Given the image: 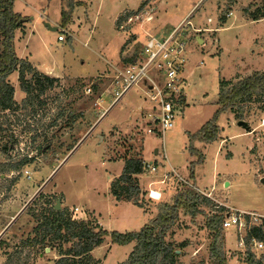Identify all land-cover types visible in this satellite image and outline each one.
<instances>
[{"label":"rangeland","instance_id":"374dc122","mask_svg":"<svg viewBox=\"0 0 264 264\" xmlns=\"http://www.w3.org/2000/svg\"><path fill=\"white\" fill-rule=\"evenodd\" d=\"M137 2L75 0V6L83 8L76 12L74 6L63 27V1H14L13 10L28 18L27 31L14 33L17 56H29L41 73L53 71L49 75H58V80L41 96L45 99L43 105L17 110L15 114L19 120L13 129L19 141L14 158L28 154L34 159L18 172L8 174L15 177L13 184L0 179V264H14L17 246L27 235H34L39 214L57 200L60 205L65 203L60 209L69 215L75 206L94 210L77 214L92 225L99 226L97 215L106 230H139L141 212L127 202L119 203L115 210V201L108 193L112 176L121 171L117 160L128 155L140 157L143 138L145 157L147 161L156 160L157 167L136 176L144 184L140 199L149 213L147 223L162 204H172L182 190L192 189L206 197L197 204L199 212L195 216L180 207L166 235V241L179 254L177 264H214L209 252L211 234L205 226L207 216H224L233 209L264 213V186L260 182L264 176V96L242 104V118H236L233 110L222 112L216 120L218 133L214 141L199 143L198 139H190L217 108L221 80L234 81L264 70V0ZM125 15L128 16L123 18ZM181 19H189L199 29L190 31L191 52L185 64L189 68V106L176 118L174 127L161 136L145 130L143 105H149V99L142 101V90L139 95L134 87L112 107L110 103L126 90L115 81L118 70L136 58L148 36L165 33L173 27L169 22ZM60 33L65 35L63 41L57 40ZM8 81L14 86V99L20 103L25 93L20 88L18 72H12ZM120 90L122 93L116 97ZM31 107L35 108L34 114L29 113ZM129 110L136 124L123 131L118 126L129 125ZM239 120L245 122L243 128L236 125ZM24 121L30 123L32 130H23ZM38 144L42 145L41 151L35 149ZM190 144L196 149L195 154L189 152ZM155 148L159 150L157 154ZM218 153L222 158H231L233 153L235 157L223 160ZM3 159L0 154V161ZM216 172L219 174L214 176ZM151 186L153 189H149ZM151 190L158 191L159 198L151 197ZM226 230L221 228L226 264H247L246 250L237 248L235 231L231 232L234 243L227 244ZM106 238L93 252L95 264L125 260L130 245L110 247L108 243L112 242L109 236ZM130 243L134 246V242ZM62 245L64 251L72 247V243ZM54 246L52 250L58 252L56 242ZM28 249L20 254L24 264H52L56 258L48 250L40 251L45 260L38 259L35 250L28 257Z\"/></svg>","mask_w":264,"mask_h":264},{"label":"trees","instance_id":"16d2710c","mask_svg":"<svg viewBox=\"0 0 264 264\" xmlns=\"http://www.w3.org/2000/svg\"><path fill=\"white\" fill-rule=\"evenodd\" d=\"M14 1L0 0V154L4 157L0 161V179L8 180L11 184L15 181V177H8V174L18 172L24 165L32 163L34 159L28 154H21V157L14 158L13 151L19 141V137L13 129L14 124L19 120L15 115L16 111L27 109L30 106L43 105L45 99L41 96L58 80V77L41 73L28 59L17 56L14 46V31L21 27L28 18L13 10ZM61 1L65 3V7L61 8L60 23L65 27L75 6V0ZM127 16L125 15L123 18ZM258 18L253 17L254 20ZM119 20H117V24H119ZM14 71L18 72L19 85L25 93L20 103L14 99V86L8 81V76ZM255 96H264V70L253 71L235 81L221 80L215 101L217 108L212 117L203 123L197 132L190 135L191 141L195 139L205 143L214 141L218 133L217 117L222 112L233 110L236 118H242L243 108L241 105L252 101ZM34 112L35 108L31 107L29 113L34 114ZM23 124V130H32L30 123L24 121ZM4 137L6 139L3 142ZM35 149L41 151L42 145L38 144ZM189 152L191 154L196 152L191 144ZM144 162L141 156L130 155L124 158L120 175L110 182V192L117 200H127L142 206L140 197L144 192L139 186L136 175L146 169ZM190 174L193 176L192 171ZM203 199L205 200L206 197L200 196L192 189L182 190L175 196L172 204H162L157 215L139 230L125 232L108 231L102 226L92 225L91 222L84 219L72 218L71 214L69 215L63 209H55L54 205H50L39 214V219L37 218V224L33 229L34 235L21 241L15 255L21 254L27 247L38 245L47 234H51V241L57 242L60 247L62 244L72 243L70 250L65 249L64 251V248H60L64 256L56 259L55 264H95L89 252L94 246L103 242L105 236H109L112 243L119 245L134 242L127 258L117 264H175V258L179 254L176 252V248L166 241V235L174 225L180 207L186 208L191 216H195L199 212L197 204ZM222 219L223 215L216 213L207 216L205 221V226L211 234L209 252L214 264H226L227 262L222 249ZM250 235L264 239L261 228L257 226L251 228ZM247 264H264V255L257 259L248 252Z\"/></svg>","mask_w":264,"mask_h":264},{"label":"built area","instance_id":"2783aa9c","mask_svg":"<svg viewBox=\"0 0 264 264\" xmlns=\"http://www.w3.org/2000/svg\"><path fill=\"white\" fill-rule=\"evenodd\" d=\"M197 30L189 19H184L163 34L148 36L136 58L126 63L115 76L116 83L124 88L146 84L141 89L147 99L153 102L149 113L150 125L145 128L147 132L160 133L162 136L174 127L176 118L184 109L185 53L190 31ZM64 38L63 33L57 35L59 41ZM121 90L115 93L116 97L122 93ZM144 161L147 170L156 169L154 161ZM70 212L72 218L80 219L77 214L84 213V210L75 206ZM262 217L258 213L233 209L223 216L221 228H233L237 248L259 259L264 255V239L251 236L250 232L253 226H257L261 228V234H264Z\"/></svg>","mask_w":264,"mask_h":264},{"label":"crops","instance_id":"0c3cea01","mask_svg":"<svg viewBox=\"0 0 264 264\" xmlns=\"http://www.w3.org/2000/svg\"><path fill=\"white\" fill-rule=\"evenodd\" d=\"M78 1V0H77ZM140 1L141 0H138V2L137 3H140ZM81 8H83L82 7V5H78V6H75V8H74V11L76 10V12H77V10L78 9H81ZM16 12V11H15ZM21 14V13H20ZM22 15V14H21ZM23 16H26V15H23ZM116 16V15H115ZM181 21H183L182 19L179 21V22H169V24L171 25V26H174V25H177V24H179ZM26 26V27H25ZM193 27H195L194 25H193ZM26 28H27V25H26V21L25 22H23L22 23V26L21 27H19V28H16L15 29V31H14V33L15 34H17V32H18V35L22 32L21 30H23L24 32H26L27 30H26ZM196 28V27H195ZM57 37V36H56ZM59 41V40H58ZM61 41H63V40H61ZM190 43H192V41H189V43H188V45H187V47H186V53H185V55H186V61H185V64H186V62H187V60H188V54L191 52V49L189 48V45H190ZM28 57L29 56H27V55H25V54H23V56L21 57V58H26V59H28ZM29 60V59H28ZM29 62H31V64L33 65V66H35L37 69H38V67L34 64V62L33 61H30L29 60ZM185 64H184V71H183V77H184V79H185V88H184V92H185V97H184V109H185V107L186 106H189V102L187 101V92H186V90H187V88L189 87V85H190V82L188 81V78H187V76H186V74H187V72L189 71L188 69L189 68H187V67H185ZM186 68H187V70H186ZM38 70H40V69H38ZM65 70V69H64ZM52 72V73H51ZM53 74V71H48V73L47 74ZM54 76H58V75H54ZM241 78V77H240ZM234 81H235V79H234ZM137 88V92H138V94L140 95V91L139 90H142L141 89V87H139V86H137V85H133V86H130V87H128V88H126V90L120 95V97H119V99L118 100H114V101H112V103H110V107H112L113 105H115L123 96H125L126 95V93L128 92V91H130L132 88ZM143 92V91H142ZM144 94V93H143ZM139 95H138V97H139ZM142 99V101L144 100V101H147L148 99H147V97L145 96V94H144V97H142L141 98ZM145 99H147V100H145ZM138 101V100H137ZM141 101V100H140ZM141 101V102H142ZM148 102V101H147ZM140 104L141 103H139L138 104V106H140ZM151 104V106L149 107V105ZM149 105H143V107H144V113H143V116H144V120H145V123H144V126L145 127H147V126H149V125H147L146 124V121H150V115H149V113H150V111H151V107H152V105H153V102L152 101H150L149 100ZM150 108V110H148L147 108ZM134 107H131L130 109L132 110ZM184 109H183V111H184ZM131 110H129L127 113H128V118L130 119V123H129V125L127 126V125H125L126 127H124V128H122V127H120V126H118V128L120 129L121 128V130L123 129V131H126V130H128V129H131V128H133L132 127V124L136 121V119H135V121H134V116L132 117V115H130V112H131ZM183 111H182V113H183ZM141 117V116H140ZM137 118V117H136ZM134 124H136V122L134 123ZM143 124V123H142ZM239 128L241 127V128H243V126L242 125H239L238 124V122H237V124H236ZM201 127V126H200ZM245 129V128H244ZM241 129H239V131H240ZM189 131V130H188ZM147 133V132H146ZM240 134H242L241 133V131L239 132ZM243 135V134H242ZM145 136V135H144ZM144 138H143V145H142V149H141V157L144 159V160H146L147 161V159H146V157H145V145H144ZM198 142V141H197ZM247 142H249V138H248V141ZM199 143H201L200 141H199ZM232 146H233V142H232ZM244 146V145H243ZM243 148V147H242ZM157 152H159V150H158V148H155L154 149V153L155 154H157ZM242 155V154H241ZM128 156H130V155H128ZM127 156V157H128ZM218 156L221 158V159H223V160H225V159H227V158H222L221 157V155H219V153H218ZM235 156H234V153H233V156L231 157V158H228L227 160H231V159H233ZM116 161V160H115ZM117 162H119L120 163V169H121V171H122V168H123V164H124V160L123 159H121L120 158V160H117ZM155 162H156V160H155ZM250 162V161H249ZM156 169H157V167H156ZM121 171L119 172V174H117L116 176H112V178H111V180H110V182L114 179V178H116V177H118L119 175H120V173H121ZM217 174H219V172H216V173H214V176L215 175H217ZM142 174H138V175H136L138 178H139V176H141ZM194 179L196 180V178L194 177ZM110 182H109V196H111V200H113V201H115L114 202V205H112V207L113 208H115V210L117 209V206H119L120 204L119 203H125V202H127V203H129V204H131V205H133V206H135V208L137 209V211L138 212H141V215H140V221H137V227H142L145 223H147V221L149 220V213L147 212V211H145L144 209H143V207L142 206H138V205H135V204H133L131 201H127V200H117L113 195H112V193L110 192ZM138 182H139V186L141 187V189H143V183L138 179ZM197 182V181H196ZM228 182V181H227ZM197 184H198V182H197ZM200 184V183H199ZM198 184V185H199ZM54 189V188H53ZM149 189H153L152 188V186L149 188ZM55 190V189H54ZM54 190H49L48 192H54ZM151 191H153V190H151ZM159 193V192H158ZM151 194V193H150ZM151 196V195H150ZM65 203H62L60 206H62V205H64ZM81 209V208H80ZM84 210H89V211H91L89 208H85L84 207ZM94 210H92L91 212H93ZM246 211V210H245ZM257 212H259L262 216H264V213L263 212H261V211H257ZM93 214H95L96 215V213L94 212ZM18 216H16V218H17ZM96 218L98 219V221H97V224L98 225H100V226H102L103 227V225H102V221L101 220H99V217L96 215ZM117 218V217H116ZM122 219H123V222H126V220H125V218H123V217H121ZM14 224V223H13ZM139 228V229H140ZM233 228H228L227 230H226V236H225V239H226V242H227V244H228V242H233L234 243V239H233V235H232V233L231 232H233ZM108 231H110V230H108ZM125 231H136V230H127V229H124V231L123 232H125ZM14 236H15V234H14ZM28 236H30V235H27L25 238H27ZM107 236H105V240L104 241H107V238H106ZM110 238V237H109ZM52 240V238H51V234H47L46 235V237H45V239L44 240H42L41 241V243H39L38 245H35V246H32V247H30V249H28L27 250V256L28 257H30V252L32 251V250H35L34 251V254L35 255H37L38 254V259H44V252L43 253H41L40 251L41 250H48L50 253H52L53 255H54V257H56L55 259H54V261L52 262V264H55V260L56 259H58V258H60V257H62V256H64L63 254H62V252H61V250H60V248L63 246H61L60 247V245H58L57 244V242H56V245L58 246V248H59V250H58V252H55L54 250H52L53 248H56V246H54V244H55V241L53 242V241H51ZM236 241V240H235ZM103 242H101L100 244H98V245H96V246H94L93 248H92V250L89 252V255L93 258V260H94V254H93V252H94V250H96L97 248H99V247H101L103 244H102ZM65 244H67V243H65ZM109 244V246L110 247H112L113 246V244H116V243H108ZM185 244V246H187L188 245V243L186 244V243H184ZM126 245H130V248L128 249V250H126L127 252H125V254H126V256L129 254V252L131 251V249H132V246H131V243H128V244H126ZM64 248V247H63ZM57 253V254H56ZM178 257L179 256H177L176 258H175V264H177L178 263ZM20 254L18 255V257H17V259H16V261L14 262V264H24L22 261H20ZM95 258H96V256H95ZM45 260V259H44ZM97 260V259H96ZM8 262H11V261H8ZM94 262H95V260H94Z\"/></svg>","mask_w":264,"mask_h":264},{"label":"water","instance_id":"95a60500","mask_svg":"<svg viewBox=\"0 0 264 264\" xmlns=\"http://www.w3.org/2000/svg\"><path fill=\"white\" fill-rule=\"evenodd\" d=\"M46 25H47L48 27H51V26L49 25V23H46ZM51 28H52L53 30L56 29V27H51ZM238 124L244 126V125H245V122H244L243 120H239V121H238ZM260 182H261L262 185L264 186V176H262V177L260 178ZM54 208H55V209H60V200H57V201H56V203H55V205H54Z\"/></svg>","mask_w":264,"mask_h":264},{"label":"bare ground","instance_id":"6f19581e","mask_svg":"<svg viewBox=\"0 0 264 264\" xmlns=\"http://www.w3.org/2000/svg\"><path fill=\"white\" fill-rule=\"evenodd\" d=\"M151 197H153V198H155V199H157V198H159V193H158V191H156V190H153V191H151Z\"/></svg>","mask_w":264,"mask_h":264}]
</instances>
